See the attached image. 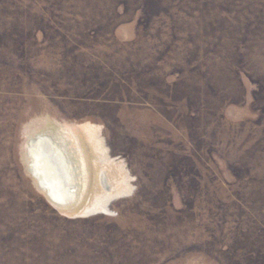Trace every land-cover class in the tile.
<instances>
[{
    "label": "rangeland",
    "instance_id": "374dc122",
    "mask_svg": "<svg viewBox=\"0 0 264 264\" xmlns=\"http://www.w3.org/2000/svg\"><path fill=\"white\" fill-rule=\"evenodd\" d=\"M48 122L96 128L110 214L37 187ZM0 264H264V0H0Z\"/></svg>",
    "mask_w": 264,
    "mask_h": 264
},
{
    "label": "bare ground",
    "instance_id": "6f19581e",
    "mask_svg": "<svg viewBox=\"0 0 264 264\" xmlns=\"http://www.w3.org/2000/svg\"><path fill=\"white\" fill-rule=\"evenodd\" d=\"M83 131L85 139L71 128L48 122L41 131L27 134V170L61 214H110L114 202L131 193L132 186L125 174L127 180L121 186L117 176L110 175L116 159L108 154L96 128L87 125Z\"/></svg>",
    "mask_w": 264,
    "mask_h": 264
}]
</instances>
